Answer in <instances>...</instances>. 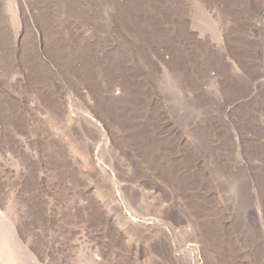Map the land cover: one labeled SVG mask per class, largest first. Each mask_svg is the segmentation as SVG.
<instances>
[{
  "label": "rangeland",
  "instance_id": "1",
  "mask_svg": "<svg viewBox=\"0 0 264 264\" xmlns=\"http://www.w3.org/2000/svg\"><path fill=\"white\" fill-rule=\"evenodd\" d=\"M8 1L0 264H264V0Z\"/></svg>",
  "mask_w": 264,
  "mask_h": 264
},
{
  "label": "bare ground",
  "instance_id": "2",
  "mask_svg": "<svg viewBox=\"0 0 264 264\" xmlns=\"http://www.w3.org/2000/svg\"><path fill=\"white\" fill-rule=\"evenodd\" d=\"M8 1V0H7ZM9 2V1H8ZM11 3V2H10ZM9 236H10V238H11V240H15L16 241V239H17V237H16V234H15V232H14V230H9ZM19 249H20V247H19ZM25 249V248H24ZM23 249V257H22V255H21V258H23L24 260H26V262H30V255H28L29 254V251H28V253L26 252V249L24 250ZM22 251V250H21ZM2 259V258H1ZM18 262V261H17ZM11 263V262H10ZM9 263V261H7V260H4V259H2V262H1V264H10ZM14 264V263H13Z\"/></svg>",
  "mask_w": 264,
  "mask_h": 264
}]
</instances>
